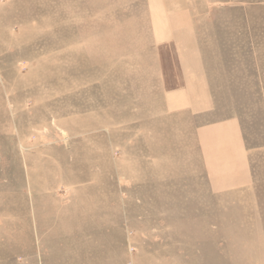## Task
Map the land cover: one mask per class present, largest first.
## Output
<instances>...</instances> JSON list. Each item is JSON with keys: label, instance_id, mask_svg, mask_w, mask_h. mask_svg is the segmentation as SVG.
<instances>
[{"label": "rangeland", "instance_id": "374dc122", "mask_svg": "<svg viewBox=\"0 0 264 264\" xmlns=\"http://www.w3.org/2000/svg\"><path fill=\"white\" fill-rule=\"evenodd\" d=\"M0 264H264V0H0Z\"/></svg>", "mask_w": 264, "mask_h": 264}, {"label": "crops", "instance_id": "0c3cea01", "mask_svg": "<svg viewBox=\"0 0 264 264\" xmlns=\"http://www.w3.org/2000/svg\"><path fill=\"white\" fill-rule=\"evenodd\" d=\"M197 134L204 169L213 191L225 192L250 184L252 175L238 119L203 124Z\"/></svg>", "mask_w": 264, "mask_h": 264}]
</instances>
